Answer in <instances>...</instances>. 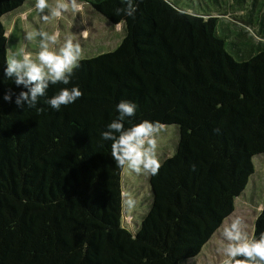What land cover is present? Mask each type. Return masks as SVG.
Listing matches in <instances>:
<instances>
[{
  "label": "trees",
  "instance_id": "trees-1",
  "mask_svg": "<svg viewBox=\"0 0 264 264\" xmlns=\"http://www.w3.org/2000/svg\"><path fill=\"white\" fill-rule=\"evenodd\" d=\"M28 1L0 0V264H189L264 155V0H134L133 17L116 14L125 0H85L123 25L122 39L19 108L27 89L4 75L2 19ZM234 6L245 25L226 20ZM72 87L82 97L52 109L47 101ZM121 101L137 105L125 129L148 120L178 132L148 175L150 204L134 230L123 225V168L101 138Z\"/></svg>",
  "mask_w": 264,
  "mask_h": 264
},
{
  "label": "clouds",
  "instance_id": "clouds-1",
  "mask_svg": "<svg viewBox=\"0 0 264 264\" xmlns=\"http://www.w3.org/2000/svg\"><path fill=\"white\" fill-rule=\"evenodd\" d=\"M125 7L117 9L125 16L133 17L137 11L134 0H125ZM35 10L42 15L45 21L59 19L70 9L81 11L77 0H55L49 5L48 0H35ZM47 10V11H46ZM87 36V31L82 32ZM40 37L39 51L33 54L21 49L20 56L13 54L6 62L4 75L13 79L17 86L22 85L27 91H21L15 99L19 108L37 106L38 99L47 94L50 85H68L74 70L80 66L82 47L71 38L64 41L59 48L60 33L51 34L43 31L27 32L28 41ZM82 91L78 87L62 88L57 95L51 97L47 103L52 109L59 111L61 106L73 104L81 98ZM12 94L4 95L5 101H11ZM137 105L128 101H121L117 105L118 119L107 125V130L101 133V138L111 143V157L120 168H127L136 174L156 175L161 167L157 157V136L163 125L159 122L143 120L130 128L125 129L123 121L126 117L135 115ZM41 111L42 109H37ZM131 204L132 201H129ZM221 264H264V234L258 239L252 238L245 230V222L241 217H235L223 226Z\"/></svg>",
  "mask_w": 264,
  "mask_h": 264
},
{
  "label": "rangeland",
  "instance_id": "rangeland-1",
  "mask_svg": "<svg viewBox=\"0 0 264 264\" xmlns=\"http://www.w3.org/2000/svg\"><path fill=\"white\" fill-rule=\"evenodd\" d=\"M187 0H182L184 5ZM195 1V0H194ZM208 1L211 5L213 0ZM49 5H54L55 0H48ZM81 5V11L74 12L71 9L59 18L45 21L42 15L35 8V0H29L16 12L6 15L2 21L6 26L7 59L13 54L20 56L21 49L33 54L35 59L38 53L40 37L32 41L25 39L27 32L43 31L49 34L59 31V42L57 48L62 46L65 40L71 38L73 42L81 45L82 57H89L104 51L113 49L124 35L123 25L110 24L101 14L96 12L85 0H77ZM234 4V2H233ZM227 21L242 24L243 15L238 8L228 9ZM242 10V9H241ZM47 11V10H46ZM231 23V24H232ZM242 25H245L243 22ZM252 32L256 28L250 26ZM87 31L85 37L82 32ZM250 31V30H249ZM250 32L251 34H253ZM178 132L176 125H164L162 131L157 136V157L159 161L174 152ZM255 167L249 182L243 193L235 199L234 212L224 220L219 230L214 233L210 241L204 246L201 253L189 264H221L223 259L222 237L223 226L228 224L231 219L241 217L245 222V230L253 238V223L262 208L264 193V155L260 154L253 158ZM123 225L130 230L137 228L143 214L149 207L151 200L148 174H136L126 167L123 168ZM129 201H132L130 204Z\"/></svg>",
  "mask_w": 264,
  "mask_h": 264
}]
</instances>
